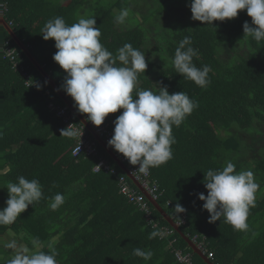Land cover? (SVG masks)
Here are the masks:
<instances>
[{
  "label": "trees",
  "instance_id": "obj_1",
  "mask_svg": "<svg viewBox=\"0 0 264 264\" xmlns=\"http://www.w3.org/2000/svg\"><path fill=\"white\" fill-rule=\"evenodd\" d=\"M0 1L82 115L107 118L114 153L149 167L158 203L175 222L185 213L179 228L206 244V257L264 264V0H197V24L161 19L157 31L153 16L170 0H151V13L127 29L120 14L138 0ZM0 39L17 47L37 84L27 88L0 54L1 264H181L174 248L207 264L177 231L161 238L173 227L156 209L159 227L147 225L119 193L117 175L94 171L102 157L125 174L100 144L97 156L72 155L75 137L47 109L64 100L1 22ZM244 169L251 175L238 185ZM9 231L31 261L3 250Z\"/></svg>",
  "mask_w": 264,
  "mask_h": 264
},
{
  "label": "built area",
  "instance_id": "obj_2",
  "mask_svg": "<svg viewBox=\"0 0 264 264\" xmlns=\"http://www.w3.org/2000/svg\"><path fill=\"white\" fill-rule=\"evenodd\" d=\"M7 10L6 5L0 1V13L4 15ZM0 54L4 60H7L13 69V71L19 73L23 80L24 85L27 88L36 87V82L33 81L31 73L28 67L23 63V58L18 52L17 47L10 41H1L0 39ZM48 95V94H46ZM47 109L50 113L55 114L57 117L62 119V122L66 125L67 129L75 137V146L72 149V155L79 157L85 155L86 157H92L98 155V141L89 135V130L84 124H78L74 121V114L70 108L65 105H60L54 101H48ZM88 120V119H87ZM90 127L94 129L97 135H99L103 141L109 145V143L117 137V132L111 129L108 124L106 117L100 121L91 120L88 121ZM120 161L126 165L130 174L144 187L151 197L158 202V198L161 195L159 187L156 182L151 180V172L149 167L140 159L134 157L129 153L117 154ZM101 170L109 171L110 173L117 175L119 193L124 196L129 203L134 205L138 211L143 213L147 225L152 228H158V222L154 218V206L147 199L144 193L135 185V183L125 174H119L115 168L111 167L106 159L100 158L94 166V171L99 172ZM169 204V203H168ZM178 226L186 224V215L182 213L181 222H177ZM174 228L163 227L160 229L161 238L172 236L175 233ZM193 241L199 247V249L206 255L207 246L203 241H200L198 236L193 238ZM175 240L170 242L172 246ZM176 260L181 264H195L193 254L186 252L182 249H173ZM213 253L209 252L207 258L212 259Z\"/></svg>",
  "mask_w": 264,
  "mask_h": 264
},
{
  "label": "rangeland",
  "instance_id": "obj_3",
  "mask_svg": "<svg viewBox=\"0 0 264 264\" xmlns=\"http://www.w3.org/2000/svg\"><path fill=\"white\" fill-rule=\"evenodd\" d=\"M103 2H108L110 0H102ZM156 0H154L155 2ZM157 1H162V0H157ZM94 3L95 0H92ZM167 5H164L163 9L159 7L157 11L158 13L154 14L153 16V22L155 24L156 31L159 29L161 23L159 22L161 19L165 20H173L177 19L179 20V24H187V26L195 25L197 24L196 22H199L201 20L200 11L201 9L198 8L200 7V3L197 0H170L166 2ZM105 6V5H101ZM152 6V1L151 0H138V4L133 6L135 9L132 10L130 8H126L122 13L120 14V24L124 29H127L129 26H134L136 25L137 21L142 19V14H149L151 11H148V8ZM97 6H92V10L90 11L91 13L93 12V9ZM178 7V9L174 8ZM136 12V15L135 14ZM194 14H198V20L194 17H192ZM157 19V20H156ZM177 27V24L176 26ZM170 32L172 29H168ZM160 33H157V41L161 43H165L167 38L160 37ZM163 41V42H162ZM155 51V49H154ZM251 175L249 169H244L242 172L238 174V176L235 178V183L240 185L242 184L247 178ZM2 248L5 252H8L9 255L16 261L21 260L25 263L28 261H31V255L25 251L24 245L22 243V240L16 236L12 231H9L8 234L4 237L3 242L1 243ZM38 248L37 250H39ZM1 258V257H0ZM35 261H37L36 258H34ZM1 264V262H0Z\"/></svg>",
  "mask_w": 264,
  "mask_h": 264
},
{
  "label": "water",
  "instance_id": "obj_4",
  "mask_svg": "<svg viewBox=\"0 0 264 264\" xmlns=\"http://www.w3.org/2000/svg\"><path fill=\"white\" fill-rule=\"evenodd\" d=\"M0 22L3 27L7 30V32L11 35L15 44L20 48V50L27 56V58L31 61V63L37 68V70L42 74L44 79L51 85L54 91L59 94V96L64 100L65 104L70 108L72 113L79 118L82 124H84L92 136L98 141V143L106 150V152L110 155V157L118 164V166L128 175V177L135 183V185L140 189L142 193L145 194L147 199L151 202L154 208L164 217V219L172 226L187 242L188 246L192 249V251L200 256L207 264H214L210 259L206 257V255L199 249L196 243L190 239L188 236L184 235L180 230L177 222H175L165 211V209L155 201L151 195L147 192V190L142 187V185L130 174L128 168L125 164H123L116 153L111 149L109 145H107L103 139L96 134L94 129L89 126L88 120L86 117L82 115V113L72 104V102L68 99V97L61 91V89L56 85L55 81L50 77V75L44 70V68L37 62V60L32 56L29 48L23 44V42L18 38L14 30L11 28L10 24L4 18V15L0 13Z\"/></svg>",
  "mask_w": 264,
  "mask_h": 264
},
{
  "label": "crops",
  "instance_id": "obj_5",
  "mask_svg": "<svg viewBox=\"0 0 264 264\" xmlns=\"http://www.w3.org/2000/svg\"><path fill=\"white\" fill-rule=\"evenodd\" d=\"M193 240V239H192ZM200 240V239H199Z\"/></svg>",
  "mask_w": 264,
  "mask_h": 264
},
{
  "label": "bare ground",
  "instance_id": "obj_6",
  "mask_svg": "<svg viewBox=\"0 0 264 264\" xmlns=\"http://www.w3.org/2000/svg\"><path fill=\"white\" fill-rule=\"evenodd\" d=\"M144 162V161H143Z\"/></svg>",
  "mask_w": 264,
  "mask_h": 264
}]
</instances>
